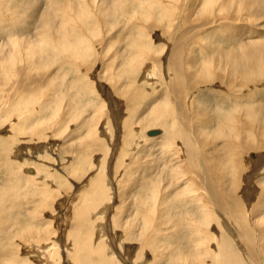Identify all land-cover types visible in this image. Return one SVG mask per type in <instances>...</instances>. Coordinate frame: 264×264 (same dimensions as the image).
Here are the masks:
<instances>
[{
  "label": "bare ground",
  "instance_id": "1",
  "mask_svg": "<svg viewBox=\"0 0 264 264\" xmlns=\"http://www.w3.org/2000/svg\"><path fill=\"white\" fill-rule=\"evenodd\" d=\"M81 2L79 9L72 0H49L46 7L38 11L41 17L33 39L21 40L23 37L19 34L12 43L0 39V111L6 115L2 122L6 128L2 131L7 130L0 138V155L6 160H0V170L5 171V178L0 183V234L3 235H0V242L7 237L9 229L16 234L11 229L12 222L7 223L8 218L27 211L21 203L20 207L14 205L18 209L15 214L4 212L8 202L18 200L19 196L23 198L21 193L28 181L36 187L33 201L37 210L29 212L37 221L36 225L32 224V230L26 231L25 239L36 236L46 241L29 254L36 261L44 256L41 264L50 263L48 260L52 259L55 244L50 243V233L42 228L44 223L40 220L39 206L45 202L50 207V203L58 198L54 192H47L41 198L37 187L42 186L45 178L41 174L39 178L42 179H38L36 173L57 163L61 172L63 163L80 158L76 161L78 165L86 159L91 163L82 181L71 184L70 196L77 195L84 184H88L89 189L79 193L70 216H67L70 218L66 217L68 223L58 237L60 241L56 245L63 264H80L81 258L85 259L83 264H94L90 261L94 253L84 251L85 254H79V244L74 240H77L82 225L77 222L84 221L86 216L83 197L97 203L102 195L107 203L104 202L94 214V219L100 220L96 225L94 223L96 241L109 246L106 230L112 222L114 230L119 227L117 241L119 248L125 250L122 255L125 259H118L117 251L108 247L101 264H164L163 258L166 264H264V155H260L264 152V33L253 31L247 25L264 29V0H130L128 7L126 0ZM238 15L244 18L242 24L233 22ZM0 17L5 19L4 14ZM153 32H158L155 42L151 39ZM255 37L259 40H252ZM228 38L237 40L238 47L237 50L229 48L227 55L221 49L223 47L213 44L228 41ZM102 39L105 40L102 59L106 62L100 66L98 82L102 81L103 70L137 54V58L124 68L128 78L150 87L160 84L166 90L164 102L151 110L153 120L147 123L151 125L146 132L158 137L155 141H164L161 156L165 155L167 165L158 169L154 157L141 162L146 156H123L121 145L119 148L115 144L107 161L108 166L111 163L107 182L98 159L104 151L103 142L109 140L107 149H112V134L105 123L97 126L99 140L88 145L86 156L73 157L71 146L42 138L53 120H61L59 100L48 98L45 92L61 87L58 79L64 65L74 69L77 79L85 76L81 73L92 72L99 57L94 44ZM207 40L213 43H204ZM114 44L122 50L111 53L109 48ZM106 81H109L107 75ZM74 84L72 79L64 89H74ZM112 96L119 100L120 112H107L108 121L118 131L116 141L119 139L121 144H127L125 141L131 139L128 103L132 99L117 89L115 94L112 91ZM206 97L210 102H202ZM74 98L75 95L70 99V105ZM212 101L215 106L210 105ZM193 112L204 117L194 118ZM205 127L209 129L205 130ZM139 132L140 128L134 126V135L139 136ZM217 138L224 139L217 142ZM251 151L260 159L247 158ZM16 153L20 156L13 157ZM151 170L152 173L159 172L162 178L158 179L159 185L156 183L149 201L146 197L150 183L144 179ZM21 175L22 180L18 179ZM47 181L49 187L46 188H50L56 187L59 180ZM128 182L137 187L141 196L137 204L135 201L141 212L131 221L126 220L130 208ZM118 193L121 201L117 200ZM181 204L195 206L190 211V218L184 207L179 206ZM58 206L61 217H65L68 199L59 198ZM166 208L175 210L181 219L171 228L165 223L175 214L168 215ZM196 210L197 215L193 214ZM57 214L60 216L55 211L49 215ZM184 219L189 222L185 224ZM171 231L177 233L172 239L174 244H165L160 234ZM170 236L167 239L170 240ZM127 240H137L139 244H125ZM2 247L0 244V255L4 257ZM134 250H137L138 258L133 257ZM15 255L9 253L10 257ZM102 255V249L97 250L96 256Z\"/></svg>",
  "mask_w": 264,
  "mask_h": 264
},
{
  "label": "rangeland",
  "instance_id": "2",
  "mask_svg": "<svg viewBox=\"0 0 264 264\" xmlns=\"http://www.w3.org/2000/svg\"><path fill=\"white\" fill-rule=\"evenodd\" d=\"M48 1L49 0H0V16H1V14H4V17H5V19H2L0 17V36H2V37H0V39L3 38L6 40L7 43H12V42H14V39L17 38L18 34L23 37V39H21V40L33 39L34 35L36 34L35 30L38 29V27H39V20L41 17V13L39 14V12L41 11L42 7L43 8L46 7V4L48 3ZM72 1L76 2V5L77 6L79 5V9H80V7H81L80 4L82 3L81 0L80 1L72 0ZM129 3H130V0H126V6L127 7L129 6ZM54 4H53V6H54ZM33 6H34V8H33ZM27 8L29 10H27ZM136 8H137V6H136ZM35 9H37V10H35ZM31 11H32V13H31ZM15 12H17V13H15ZM36 12H37V14H36ZM35 15H36V18H35ZM81 16H87V15L82 14ZM32 18H34V19H32ZM233 22L238 23V24H242L244 22V18L241 15H238L234 18ZM262 22L264 24V20ZM247 25L253 31H260V32L264 33L263 28L255 27V26H252L249 24H247ZM18 27H21V29L17 30ZM22 27H24V28H22ZM98 31L101 33L100 28L98 29ZM157 34H158V32H153V34L151 33V39L153 40V42H155V36H157ZM101 36H102V34H101ZM220 38H224V37H220ZM263 38H264V36H263ZM245 39L248 40V38H245ZM227 40L228 41H223V42L217 43L218 45L215 43L213 45L215 47H219V46L223 47L221 49L224 50L225 53L228 55V53L230 51L229 48L236 49L238 47V41L231 39V38H228ZM252 40H259V38L255 37ZM204 43L211 44V43H213V41L207 40V41H204ZM104 45H105L104 39L99 40L97 43L94 44V47H95L96 52L98 53L99 57L96 58V61H95L96 67L92 68V72L81 73V75H85V76H82L79 79H77V76H76L74 69L72 70V68L68 67L67 65L62 66V68L59 72V74L60 73L61 74L59 75L60 77L58 79V82L61 83V87H56L57 90L53 89L50 92L49 91L45 92L47 94L48 98L51 97L52 100L53 99L59 100L58 108L60 110L59 116H60L61 120H59V121H56V119L53 120L52 124H50V126L45 131L44 136L42 138H43V140H46V141L56 140V141L60 142L61 145H63L65 143L67 146H71L73 149V152L71 153L73 157H78L81 155L86 156L88 154V150H89L88 145L92 141L99 140L97 138V133L99 130V128H97V126L99 127V124L101 122L105 123L107 126V129H108V132L110 134H112L110 136L111 146H112L111 150L112 151L109 150V148L107 149V144H109V140L106 142H103V144L105 145L104 151L102 153H100L98 159L100 160L101 169L103 170V172L105 174L104 176H105V179L107 182L108 175H109V168L108 167L111 164L110 163L108 166L107 161H108V158H110V155L113 154V152H114V150H113L114 146L113 145H115V144L116 145L118 144L119 148L121 145L123 156L134 155L136 158L137 157L139 158L142 155L146 156V157L141 158V160H142L141 162L149 161L150 157H154V160H155L154 162H155V164L158 165V169H161L163 165H167L165 155L161 156L162 151L165 149L164 148V141H155V139L158 137H156L154 135L150 136L151 134L146 132V130L150 129L149 125H151V123H149V124H147V123L149 121L153 120V117L151 115V110L155 106H158L164 102L166 90H165L164 86H162L160 84H158L159 86L156 85V86L150 87V85H148V84H144V85L140 84L137 81V79L131 80L128 78L127 74L124 71V68H125V66H127L128 64H130L133 60H135L137 58V54H135L132 57H129V59L125 60L124 63L123 62H121L120 64L115 63L114 65L109 67L107 70H103L101 72L102 81L98 82L97 76L99 77V74H100V72H99L100 66H102L103 62H106L104 59H102V53L104 52L102 50V47ZM116 49L122 50L121 46H118L116 44H114L112 48H109L111 53ZM125 51H126V48L124 49V52ZM218 51H220V49ZM124 54L121 55L120 59L123 58ZM112 60H114V59H112ZM52 68H55V66H53ZM54 70H57V69H54ZM46 73H48V69H47ZM89 75L91 76V78ZM106 75L109 77L108 82L106 81ZM63 76H65V79ZM72 79L75 82V84H74L75 88L74 89L69 88L66 91L64 88L67 86V84L68 85L70 84V81ZM84 79L86 80L87 83L91 82L92 87L88 86L86 88L81 89V87H82L81 82ZM93 81H95V82H93ZM49 82H51V80L48 81V83ZM110 87L112 88V91L114 92V94H115V91L117 89L120 92H125L126 98L132 99L128 103V107L131 110V115H130L131 120L128 122V126H129L128 132H129V137L131 139L128 142L125 141L128 145L125 144L124 142L121 144L118 141L119 139L117 140L118 142L116 141V137L118 134L116 132H118V131L116 129H113L111 123L108 121L107 112H109V111H113V112L118 111L117 113L120 112L119 107L117 106V103H119V100L116 97L112 96V91H111ZM108 94H109V97H106ZM74 95H75L74 101L71 103L72 105H70V99L73 98ZM202 96H206V95L203 94ZM209 100H210L209 98L204 99V100L202 99V102L209 101ZM263 101H264V99H263ZM104 103L105 104L107 103V104L105 105ZM121 103L124 104L123 101ZM211 104H212V106L216 105V103H214V102L210 103V105ZM199 112H200V110H199ZM193 113L195 114V112H193ZM199 115H200V113H198V115L195 114L193 116H194V118L195 117H197V118H199V117L203 118L204 117V116H201V115L199 116ZM5 117H6L5 113L0 111V129H1L0 138L1 137L3 138L7 132V130L4 132L2 131L4 128H6V125L2 123L3 120L5 119ZM134 126H137L138 128H140L141 133L139 132V136L134 135V133H133L134 132ZM202 129H203V127H202ZM208 129H209L208 127H205V130H208ZM135 139H136V141H134ZM223 139L224 138H222V139L217 138L216 141L220 142ZM207 140H208L207 141L208 143L209 142L211 143V141H209L210 137H208ZM138 145H140V146L136 150H134V148H136ZM139 149H141V151H139ZM11 153H13V152H11ZM250 153H249L250 155L249 154L247 155V158H250L251 160L260 159L258 155L254 154L255 152L253 153V151H251ZM263 153H261L260 155H264ZM58 154H59V152H58ZM117 154H118V151L116 152V150H115V155L117 156ZM14 156L18 157V156H20V154H18V156H17V153H16L15 155H13V157ZM8 159L9 158H7V160ZM11 159H12V161H14L12 156H11ZM79 159L80 158H78V159L71 158L69 161L63 163L61 172H59L60 168H59V164L57 163L54 166H49L50 168L48 167L46 170L44 168L42 173L40 171L36 173V176L38 179H42V178H39V175H41V174L45 178V180L43 182H41L42 186L37 187V190L40 189V191H41V198L47 192L56 193L57 198H58L56 201L50 203V207H48L45 204V202H42L39 206V212H40V214L42 213L40 220H41L42 224L44 223L42 228H44V230H46L48 233H50V235H49V238L51 239L50 243L51 244L53 243V245L55 244L53 246L54 251H53L52 259L50 257L51 260L50 259L48 260L52 264H63L62 256L60 254V249L56 245V243L60 241L58 239V237H60V233H62L63 228L66 227L65 224L68 223L67 218H70V217H67V216H70V211L73 208L74 203H75L79 193H86L87 190L89 189L88 184H84L82 186L83 189L77 195H75L73 197L70 196L71 184L73 185L74 181H78V182L82 181V178L84 176V172L91 163L90 160L86 159V161L84 163H81L80 165H78L76 163V161ZM0 160L2 162H6L4 157H2L1 155H0ZM44 160L46 161L45 158H44ZM8 161H10V159ZM0 164H2V163L0 162ZM45 166H47V165H45ZM149 172H150V175L148 176V178H145L144 180L147 179L146 181H149V183H150L149 184L150 185L149 190H148L150 193L147 192V197H146L150 201L151 194L155 190L154 188H156L157 185H159V180L162 178V175L160 176V173L157 172L156 170L153 173H152V170ZM4 173H5V171L3 169L0 170V183L5 178ZM117 173H118V171L115 169V174H117ZM55 178H58V180H59L56 183V187L50 186V188H46V187H49L48 186L49 183L47 180L48 179L54 180ZM18 179L22 180V175H21V177L19 176ZM71 180H73V181H71ZM130 181L132 184L133 183L132 179H130L129 182ZM70 182H72V183H70ZM129 182H128V187L130 186ZM156 183H157V185H156ZM161 183H162V181H161ZM7 186L5 188H7ZM109 186L110 185H108V187ZM152 186H154V187H152ZM111 187H112V189L115 188L114 185ZM9 188H11V186ZM35 188H36L35 185H33L27 181L23 187L24 191L21 193V195H23V198L21 196H19L18 200L14 199L13 200L14 202L13 201L8 202V204L6 205V208L4 210V212L8 211L6 213V215L15 214L16 211H18V209H15L16 207L14 205H17V207H20L21 203H24V206L26 207L27 211L25 214L23 212L16 214L14 217H12V219H11V217L8 218L9 221L7 223L10 224V222H12L13 226L11 229L16 234H12V231L10 229H9V231H7V235H6V232L4 233V235H6L7 237L4 239L3 242L1 241L0 244L3 246L2 248H3V252H5V254H4L5 256L2 257L0 255V264H10V263H14V264H41L40 261H44V259H45L44 256H41L39 258L41 260L36 261L33 259L35 257L30 255L29 253L33 252L31 250H34L35 247L38 249V247H41L42 245H44V243L46 241L42 240L40 238H37L36 236H32L28 239H25L26 231L32 230V227H33L32 224L36 223V221H37V220L35 221L34 216H32L33 214L29 212V211L32 212V211L37 210L35 208L36 205H34L35 203L33 201V199L35 200V198L33 196L35 194L34 193ZM78 188H79V185H78ZM104 188L106 191L105 185H104ZM136 188H135V186L131 185L130 189H128L129 190V192H128V198H129L128 203L130 205V208H128L129 212H128V216L126 217V220H129V221H131L133 219V216L136 213L141 212L140 207L136 206V204L138 203L137 200H139L138 197L141 198V196L139 195L140 191L137 190ZM254 189L256 190V192L259 191L256 188H254ZM13 190H15V189H13ZM253 196H251V197H253ZM61 197H63V198L66 197L68 199V214L63 218L61 217L62 212L58 206L59 205V198H61ZM1 199L2 198L0 197V200ZM103 199H104V196L102 195L100 197V199L98 200V202L95 203L89 197H83L82 201H83V204H85L86 216L84 215V218H85L84 221L77 222V223H82V225L79 229L80 234L78 233L77 240H74V241H76V243L79 244V247H80V248H78V250L80 249L79 254H85L84 251H90V252L94 253L93 259H90V261H92L94 264H101L102 259L105 258V253L107 252L108 247L113 248L112 250L115 249L114 250L115 252L117 251V254H119L118 259H120V260H121V258L125 259V255L122 256L124 254L125 250L122 248H119L118 241H117L118 236H119V234H118L119 229H117V228H119V227H117L114 230L113 228H115V227L111 226L112 222L109 225L110 227L107 226L109 228V229L107 228L108 231L106 230L107 239H109L108 240L109 246L107 247V245H105L104 242H102V243L100 242L102 244V246H101V244L96 241V232L94 235V229H95L96 223H98L100 220L97 218L94 219V217L96 216L94 214L101 208V206L103 205L104 202L107 203V200L103 201ZM117 200L121 201L120 193L117 194ZM148 200L146 199V201H148ZM135 201H136V204H135ZM97 205H98V207H97ZM179 206L184 207V210L188 213L187 217L190 218L191 217L190 211L194 210L195 206L191 205V204L186 205V206L181 204ZM9 207H11V208H9ZM135 207H137V208H135ZM54 211L59 212L60 216H58V214H57V216L49 215V214L53 213ZM165 211L168 215H171V216H172L171 212H173L175 214V210H171L170 208H168V209L166 208ZM10 213H12V214H10ZM66 213H67V210L63 212V215ZM193 214L197 215L198 210H196L195 213L193 212ZM176 215H178V214H175L173 216V218L168 219L169 220L168 223H165L168 225V227L171 228V225L177 224L178 222L181 221L180 216H176ZM58 217H60L61 221L58 219ZM188 218H186V220ZM172 219H173V221H172ZM44 220H47V221H44ZM107 221H108V218H107ZM182 222H184L186 224L189 221H185V219H184V221H182ZM94 223H95V225H94ZM105 223H106V220H105ZM163 223H164V221H163ZM165 224L163 225V229H165ZM34 225H36V224H34ZM115 232L118 235H116ZM165 234H166V236H164ZM165 234H160L162 236V237H160L161 240L165 244L173 245L174 240H172V239H174L177 236V233L171 231V232L165 233ZM0 235L3 236L2 234H0ZM169 236L171 238L170 240L167 239V238H169ZM53 237L54 238L56 237V238L53 239ZM164 239H166V240H164ZM166 242H168V243H166ZM113 243L116 246H113L114 245ZM125 244H130V245L132 244V245L138 246L139 243L137 240H127V243H125ZM99 249H102V252H103V255L101 257L96 256L97 250H99ZM12 252L16 253L17 256L15 255V257H10L9 253H12ZM136 253H137V250H134L133 257L138 258L139 255ZM18 256H19V258H18ZM150 256L152 258L155 257L154 255H150ZM47 257H49V256H47ZM15 258H17L20 262ZM142 258H143V256L140 259H142ZM83 262H85V259L81 258L79 263L83 264ZM163 262H164V264H166V261L164 260V258H163ZM50 263H47V264H50ZM114 264H116V263H114Z\"/></svg>",
  "mask_w": 264,
  "mask_h": 264
},
{
  "label": "crops",
  "instance_id": "3",
  "mask_svg": "<svg viewBox=\"0 0 264 264\" xmlns=\"http://www.w3.org/2000/svg\"><path fill=\"white\" fill-rule=\"evenodd\" d=\"M81 85H82L81 89L86 88L88 86L89 87H92L91 84L90 83H87L85 79L81 82Z\"/></svg>",
  "mask_w": 264,
  "mask_h": 264
}]
</instances>
